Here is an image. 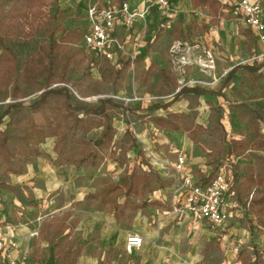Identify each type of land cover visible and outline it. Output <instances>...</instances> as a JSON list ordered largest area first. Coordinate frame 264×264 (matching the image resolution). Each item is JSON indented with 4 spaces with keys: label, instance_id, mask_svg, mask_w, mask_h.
<instances>
[{
    "label": "rangeland",
    "instance_id": "1",
    "mask_svg": "<svg viewBox=\"0 0 264 264\" xmlns=\"http://www.w3.org/2000/svg\"><path fill=\"white\" fill-rule=\"evenodd\" d=\"M110 1L126 2L132 12L147 9L129 31H119L117 63L93 56L83 44L88 8ZM152 1L0 0V115L9 110L0 123V187L9 186L18 196L4 205L0 228L7 227L4 232L29 249V264H251L252 238L264 260V68L238 71L216 98L177 96L187 86L183 82L196 78L219 91L229 71L243 65L255 69L254 58L264 51L253 46L240 21L219 30V38L211 36L214 21L204 0H197V8L191 0H168V13L150 8ZM258 1L264 11V0ZM224 16L237 19L231 11ZM182 44L196 57L211 49L213 74H202L195 64L178 71L174 62ZM121 61L129 66L115 77L112 70H120ZM63 87L72 107L96 108L111 100L105 105L113 127L107 145L93 146L102 129L73 134L49 122V107L60 114L52 100L33 107L45 90ZM25 120L44 132H32L31 145L55 133L39 144L43 163L29 167L33 177L38 169L37 185L66 179L51 185V195L40 203L29 185L9 184L11 170L22 163L26 171L36 162L11 156L18 136L30 130ZM179 155L194 176L212 177L224 168L231 187L236 174L246 188L240 200L230 194L227 223L212 229V241L208 233L190 230L180 236L179 216L167 218L183 198L182 176L174 171ZM81 156L88 158L83 166L77 172L69 168ZM52 161L60 173L48 171ZM159 215L168 223L160 224ZM144 226L151 233L142 248L128 252L127 238L140 236Z\"/></svg>",
    "mask_w": 264,
    "mask_h": 264
},
{
    "label": "built area",
    "instance_id": "2",
    "mask_svg": "<svg viewBox=\"0 0 264 264\" xmlns=\"http://www.w3.org/2000/svg\"><path fill=\"white\" fill-rule=\"evenodd\" d=\"M226 6L232 7L239 20L251 31L255 40L264 46V11L258 0H219ZM160 13H168L170 5L168 0H153L149 4ZM147 9L142 12H132L129 4L107 2L102 6L93 5L87 10V30L83 36V44L93 56L114 61L117 63V51L122 49L119 31H129L134 22L144 19ZM179 48L181 44H178ZM183 45V44H182ZM182 51L176 56L175 67L179 71L190 65L188 54L192 50L183 45ZM263 60L264 52L254 58ZM196 63L204 70L213 69L212 54L204 51L202 56L196 58ZM184 85V84H182ZM187 85V84H186ZM190 85H207L205 82L194 81ZM174 171L182 176L179 187L183 195L182 203L174 211L181 216H191L207 222L214 227H223L227 223V199L232 194L231 179L225 169L204 179L194 176L187 170V162L179 155L174 163ZM37 233H31L30 237ZM143 246V239L132 234L127 238V251H138ZM30 252L23 248L13 235L0 229V264H29Z\"/></svg>",
    "mask_w": 264,
    "mask_h": 264
},
{
    "label": "trees",
    "instance_id": "3",
    "mask_svg": "<svg viewBox=\"0 0 264 264\" xmlns=\"http://www.w3.org/2000/svg\"><path fill=\"white\" fill-rule=\"evenodd\" d=\"M30 1V0H26ZM35 3L39 4L42 2V0H33ZM193 5L196 7L198 6V1L197 0H192ZM203 4L208 7L210 14L213 16V18H216L218 14L221 13L222 8H220V5L216 0H204ZM121 67L120 70H112L114 72L115 77L121 73V71L126 70L129 66L128 62H123L121 61ZM264 67V62H259V64L256 66V68H252L251 66H236L234 69L231 70L229 73V76L227 79L224 80V83H227L229 81V77H231L232 74L236 73L237 71L241 69H246L249 71H256ZM102 75L104 77H108L107 72H102ZM219 92H214L210 90H202V89H188V88H182L178 93L177 96L181 95H187V94H194L196 96H202V95H220ZM47 100H52L53 103L57 106L60 107V114L55 113V111L52 109V107H49L48 109V120L49 122L52 121L54 122L57 126L60 125L63 127V130L65 132L69 133H76L78 131L80 132H88L91 130H97V129H102L101 135L98 139H96L93 143V146L95 147H102L107 145L110 142V132L113 131L112 128V122L110 119V116L106 113L105 111V105L107 103H110V99L102 100L99 102V106L96 108H83V107H72L69 102V93L67 88H58L56 90L52 89H47L45 90L42 94L41 97L34 102L32 105L34 108H44V105L47 103ZM165 108L167 106H163ZM155 108H160V106H155ZM74 111H78L79 113H82V115L85 117L86 120H83L82 117H79V113L77 115H74ZM9 110L7 109L0 115V123L4 119L6 115H8ZM88 116H94L98 117L99 120L95 119H87ZM24 124H27L30 128L28 132H25L24 134H21L18 136V148L14 151V153L11 154V156H19L25 159V161H29L34 157H39L41 156V152L39 149V144L43 142V140L47 137H54L55 133L52 132L48 136H44L40 141H38L35 145H31L29 143L30 138L32 137V132H37V133H44L42 128L37 127L34 122L31 120H25ZM49 125V124H46ZM135 143V142H134ZM136 145V144H134ZM140 152L137 151V157H139ZM92 163H94L95 158L92 156ZM88 158L86 156H81L80 159L76 160L74 163L76 166L80 167L82 166ZM24 172V168L22 166V163L19 164L18 168L11 170L12 174L20 175ZM204 179V177H202ZM232 184L236 186L235 188H230L231 192L234 193L235 197L240 200L241 196L246 195V188L238 178L236 174H233V181ZM8 189H11V187H7ZM126 191H131L132 184L130 183L126 187ZM31 204V203H29ZM28 204V205H29ZM245 210V209H244ZM255 217V216H254ZM248 223V232L250 236L253 237V222L251 219H247ZM251 264H264V260L262 258L261 252L258 250V247L254 244V240L252 238V253H251Z\"/></svg>",
    "mask_w": 264,
    "mask_h": 264
},
{
    "label": "crops",
    "instance_id": "4",
    "mask_svg": "<svg viewBox=\"0 0 264 264\" xmlns=\"http://www.w3.org/2000/svg\"><path fill=\"white\" fill-rule=\"evenodd\" d=\"M191 4H192V7H194V8H197L198 6H194L193 5V3H192V0H191ZM79 5V4H78ZM205 6V5H204ZM206 8L208 9V7L206 6ZM154 10H155V8H153ZM209 10V9H208ZM225 11H231V12H234L233 11V8L232 7H229V6H225V8H222V10H221V13L220 14H218V16L216 17V18H213V16L211 15V18H212V20L214 21V23H213V25H214V27H212L211 26V29H212V31L209 33L211 36H214V38H219L220 37V35H219V30H223L224 28H226L227 27V24H236V22L237 21H240L239 20V18H238V16H236V14H235V16L237 17V19L235 20V19H233V18H231V17H227V18H225V16H224V13H225ZM158 12V11H157ZM210 12V11H209ZM224 18V21H221V18ZM264 17V16H263ZM241 22V21H240ZM242 23V22H241ZM221 32V31H220ZM250 33H251V31H250ZM251 36H252V39H253V46L254 47H257V48H259V49H261L262 51H264V46H262L260 43H258L256 40H255V38H254V36L252 35V33H251ZM204 51H208V52H210L211 54H212V59H213V64H214V67H213V69H210V70H204V69H202L200 66H199V64H197L196 63V56H194V54H193V50H191L190 52H189V54H188V57H189V60L190 61H192L191 62V64H195V68L199 71V72H201L202 74H204V75H209V74H213V71L215 70V68H216V65H215V59H216V57H215V54L211 51V49H208V50H206V49H203L201 52H200V54H199V56H202L203 55V52ZM231 52H232V50H231ZM258 55H260V54H258ZM198 56V57H199ZM254 61H256L257 63H259L260 61H262V60H254ZM262 62H264V59H263V61ZM255 63V62H254ZM194 66V65H193ZM244 66V65H243ZM236 67V66H235ZM234 67V68H235ZM252 67V66H251ZM233 68V69H234ZM264 67H262L261 69H259V70H262ZM241 70H243V69H241ZM244 70H246V69H244ZM258 70V71H259ZM240 71V70H239ZM231 71H229V73H230ZM238 72V71H237ZM236 72V73H237ZM229 73H228V76H229ZM236 73H234V74H232L231 75V77L233 76V75H235ZM228 76H227V78H228ZM231 77H229V81H230V78ZM226 78V79H227ZM199 80V78H196V80L195 79H193L192 81H198ZM182 81H184V80H182ZM229 81H227V83H224V81H223V84L218 88L219 89V91L221 92L222 90H223V88L225 87V85H227L228 84V82ZM201 82H203V81H201ZM185 83V84H184ZM183 84L184 85H186V82H183ZM182 85V84H181ZM182 88H188V89H194V88H197V89H202V90H210V89H208L207 87H206V85H190V84H187V86H182ZM181 88V89H182ZM180 89V90H181ZM210 91H212V90H210ZM219 91H214V92H219ZM192 95H194V94H192ZM220 95H221V93H220ZM219 95V96H220ZM196 96V95H195ZM206 96H209V97H219L218 95H209V94H206V95H202V96H198V97H206ZM113 128V127H112ZM101 129V128H100ZM48 138V137H47ZM43 143V142H42ZM40 149V148H39ZM52 150H54V152H55V147H53L52 148ZM40 152L41 153H43L42 152V150H40ZM45 153H47L48 155H49V157H51V159H52V153H50L49 152V150H47ZM56 153V152H55ZM35 161L36 162H32V164L31 163H29L28 165H27V168H26V171H24L22 174H20V175H16V174H10V178H9V184L10 185H12V186H14V187H16L17 185H29L31 188H30V190H31V192H32V195H33V200L34 201H36V202H42L43 200H45L46 198H48L49 197V195H51L50 194V192H48V191H51V188L53 187H51V185H61L60 183H66L65 182V180L66 179H61V180H59V178L57 177V178H55V179H53L52 181H50L47 185H45V183H44V187L42 186V187H39L37 184H39L38 182H39V177H41L40 176V174L39 173H37V171H38V169H35L34 171V173H36L35 175L36 176H32L29 172H28V170H29V167L30 166H38V164H40V162L41 163H43V160H42V156H39V157H36L35 158ZM83 166V165H82ZM82 166H80V167H78V166H76L74 163H73V165H70L69 166V168H71V169H74L76 172L82 167ZM60 167H63V166H60ZM65 167V166H64ZM52 169L53 170H55L56 171V173H60V170L58 169V168H56V165L54 164V162L52 161V163H51V166L48 168V171H52ZM61 169H63V168H61ZM59 171V172H58ZM41 173V172H40ZM43 177H46V174H41ZM51 187V188H50ZM17 198H18V196H17V194L13 191V190H11V189H8L7 187H0V216H1V213H2V211H3V208H4V205L5 204H10V203H13L14 201H16L17 200ZM176 216H179V220H178V226H179V228H178V234L180 235V236H182V235H184L185 233H186V231H188V230H190V231H192L193 233H195V234H198V236L199 235H207V233H208V235L210 236H212V238H210V241H212L213 240V237H214V231L212 230V229H214V226H212V225H210V224H208V225H202V220H198V219H196V218H192L191 216H181V215H178V214H176L175 213V211L173 210V212H171L170 214H168L167 215V218H174V217H176ZM163 219L164 218H161V215H159L158 216V218H157V221L160 223V224H166V223H168V222H166V221H163ZM205 222V221H204ZM147 227H149V226H144V228H143V230L141 231V232H139V235L142 237V239H146V237H147V235L148 234H150L151 232L149 231V229L147 228ZM7 227H3V229L2 228H0L2 231H5V229H6ZM202 228H204V229H202ZM11 232V231H10ZM182 234V235H181ZM17 239V238H16ZM252 242V241H251ZM77 264V263H76Z\"/></svg>",
    "mask_w": 264,
    "mask_h": 264
}]
</instances>
